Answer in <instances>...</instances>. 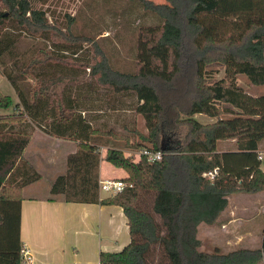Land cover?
I'll return each instance as SVG.
<instances>
[{"label": "trees", "instance_id": "obj_1", "mask_svg": "<svg viewBox=\"0 0 264 264\" xmlns=\"http://www.w3.org/2000/svg\"><path fill=\"white\" fill-rule=\"evenodd\" d=\"M1 1L7 10L0 12V26L11 18L29 34H48L61 45L90 41L70 32L73 19L65 27L49 23L46 11L31 0ZM127 1L140 3L161 20L138 31L133 71L113 68L96 44L83 66L107 93L135 96L134 111L144 119L146 131L135 130L137 139L124 147L160 151L162 158L149 163L140 155L133 160L120 145L108 146L103 159L127 176L121 179V191L99 199V156L90 143L94 129L82 117V111L93 109L70 96L64 99L63 89L54 93V102L47 100L63 74L42 77L36 86L24 80L33 67L69 60L45 49L22 63L14 60V72L4 76L18 101L13 104L0 93V109H13L0 114V264H21L22 188L40 179L23 157L30 127L79 141V151L67 158V171L51 185L52 196L122 207L130 241L120 251L100 252L99 264H264V231L260 247L228 252L204 251L197 237L200 223L216 222L228 195L264 191V170L257 159L264 144V92L251 96L236 82L244 74L251 84L264 86V0ZM14 43L0 38V65ZM213 65L221 66L224 76L211 81L206 71ZM188 66L192 79L180 94L175 82ZM182 95L188 96L183 106ZM195 114L215 120L202 123ZM97 134L123 139L111 129ZM229 140L233 147L220 152L219 144ZM214 168L213 179L203 176Z\"/></svg>", "mask_w": 264, "mask_h": 264}, {"label": "rangeland", "instance_id": "obj_2", "mask_svg": "<svg viewBox=\"0 0 264 264\" xmlns=\"http://www.w3.org/2000/svg\"><path fill=\"white\" fill-rule=\"evenodd\" d=\"M33 5L46 11L49 23L56 26L65 27L70 23V32L75 36H88L89 42H80L81 44L61 45L53 42L48 34L41 36H33L19 27L17 23L8 18L4 20L0 26V38H9L15 42L14 48L11 52L4 56L3 64L0 65V93L9 96L12 103L18 101L15 90L10 82L5 78V73H13L15 67L14 60L20 63L28 60L30 57L36 55L39 49H45L52 52L54 55H62L69 60V64L48 63L38 67H33L29 74L25 76L24 80L36 86V83L42 77H55L59 74L65 76L64 80L52 86L50 95L47 100L55 101L54 93L60 92L63 89V98L70 96L75 102L86 103L91 109L86 111L85 115L88 118H101V123L94 124V131L92 133L93 139L90 143L98 141L105 146L118 144L124 147L125 143H133L137 139L135 130L145 132L144 119L135 113V106L137 104L136 98L131 93L114 94L111 91L106 92L104 88L96 83V80L89 75V69L83 66L87 63L92 55V46L97 45L104 50L109 58L110 64L113 68L120 71H133L135 64V57L137 52V35L138 31L147 26H157L161 20L157 15L143 9L142 5L136 1L127 0H31ZM155 3H164L165 0H151ZM7 8L0 0V12H5ZM62 49H66L63 51ZM207 78L209 80L220 79L224 76V69L219 65H213L207 69ZM184 76H179L175 82L177 90L183 94L188 87L187 83L192 79L193 70L190 66L184 72ZM237 84L249 95L258 96L264 92V86L258 87L249 82L244 74L236 76ZM167 99H171V95L167 93ZM166 97V95H165ZM188 96H181V106L186 105ZM101 109L97 111V108ZM12 107L8 109H0V114L6 115L12 113ZM195 119L202 123L212 122L215 119L203 114L193 115ZM95 118V119H96ZM22 119V118H21ZM95 119L93 120L95 122ZM2 120L0 119V122ZM50 121V119H49ZM18 123V121H17ZM22 123V121H20ZM1 126V125H0ZM16 126H19L18 124ZM33 129V130H32ZM113 130L115 138L110 135H99L97 130ZM28 130L37 133H44V131L30 127ZM100 136V138H99ZM66 140L76 141L69 138ZM229 143L231 145H229ZM232 141H225L224 148H232ZM125 150L128 156L136 160L139 156L130 151H138L131 147H126ZM264 150V144L261 147ZM131 154V155H130ZM138 156V157H137ZM113 166V165H112ZM263 166V165H262ZM40 180V179H38ZM40 182L46 183V178H42ZM40 184V185H42ZM14 194V191H9ZM103 194H109L102 191ZM208 238V240H207ZM211 239V240H210ZM256 243H244L242 241L236 242L230 238L224 240L221 236L216 235H202L204 247L206 251H214L216 248L222 252L226 250H233L245 245L260 247V236H257ZM212 243L218 246L206 245ZM214 243H213V242ZM210 243V244H211ZM207 246V247H206ZM254 248V247H253Z\"/></svg>", "mask_w": 264, "mask_h": 264}, {"label": "crops", "instance_id": "obj_3", "mask_svg": "<svg viewBox=\"0 0 264 264\" xmlns=\"http://www.w3.org/2000/svg\"><path fill=\"white\" fill-rule=\"evenodd\" d=\"M85 112L82 111V117L95 129L94 124L101 123V118H88ZM224 143L219 144L220 152L230 149L224 148ZM78 144L79 141L34 132L24 151V159L40 174V180L46 178L47 181L42 184L37 180L22 188L20 238L23 248L31 256L32 264H99L100 252L120 251L130 241L127 218L122 207L66 201L62 196L51 195L53 181L67 171V158L79 151ZM91 144L99 156L97 192L99 199H103L110 194L102 193L99 182L122 179L127 174L103 159L108 146L98 141ZM126 149L123 147L122 150L128 156ZM129 152L137 155L138 151L129 149ZM263 231L264 191L236 193L227 196V205L215 223L198 225L197 237L201 247L205 244L202 235H216L223 240L225 237L251 244L257 242V236H260L261 242ZM210 243L206 241V245L218 246L214 242ZM253 247L258 246L245 245L239 248Z\"/></svg>", "mask_w": 264, "mask_h": 264}, {"label": "built area", "instance_id": "obj_4", "mask_svg": "<svg viewBox=\"0 0 264 264\" xmlns=\"http://www.w3.org/2000/svg\"><path fill=\"white\" fill-rule=\"evenodd\" d=\"M137 155H143L146 158V161L149 163H153L161 160L162 153L160 151H149L145 148L140 149L137 152ZM257 159L261 162V166L263 165L264 170V150H261L257 154ZM217 173V168L206 171L203 173V176L209 179H213ZM125 186V183L121 179L115 180H103L99 182V187L101 190L108 192L110 196L115 195L117 192L121 191ZM21 264H32L31 256L29 253L22 248L21 249Z\"/></svg>", "mask_w": 264, "mask_h": 264}]
</instances>
